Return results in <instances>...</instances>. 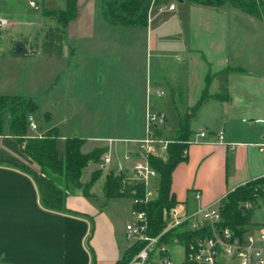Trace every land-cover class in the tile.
Wrapping results in <instances>:
<instances>
[{
	"label": "crops",
	"instance_id": "obj_1",
	"mask_svg": "<svg viewBox=\"0 0 264 264\" xmlns=\"http://www.w3.org/2000/svg\"><path fill=\"white\" fill-rule=\"evenodd\" d=\"M171 5H175L174 11L169 10ZM54 10L65 9L46 10L43 0H0V17L10 20L8 29L0 35L1 96H19L36 103V94L48 97L58 90L63 95L85 97L87 90L92 92V88L101 84L99 77L104 69L111 72L121 61L119 47L113 45V41L96 38L97 26L105 24L107 32L111 27L103 18L102 8H98V0L78 1V15L68 26L62 55L50 56L48 32L57 26L46 12ZM162 14H167L175 23L165 24V20L160 19ZM154 22L158 31H173L170 47L184 48L186 54V59L169 70L165 59L171 51H155V59L160 63L159 75L154 81L147 76L145 90H141L142 94L146 93L147 112L153 106L163 112L169 105L176 111L178 124L167 123L161 130L163 137L172 139L179 129L180 119L199 104L205 93L207 96L191 119L187 161L173 173L172 194L179 206L192 213L199 206L218 205L236 188L264 177V166H256L253 155L255 149L264 155L261 148L264 144V112L250 111L255 121H261L252 127L236 126L234 122L236 113L255 107L258 99H264V21L230 6L215 9L177 0V3L153 8L149 26L137 30L146 31L149 36ZM22 26L31 31L45 30L48 37L41 41L35 35L17 38L15 30ZM19 44H23L25 54L18 53ZM133 47L131 42L129 62ZM131 63L128 76H142L138 61ZM86 65L91 69L87 70ZM225 71L229 75L228 97L218 98V76ZM152 87L170 95L169 100L164 95L162 99L153 98L150 102L148 90ZM52 103L56 108L59 105L55 99ZM132 106H128L131 113ZM36 114L35 111L29 116L37 126ZM8 121L9 115L0 116V264L119 262L132 244L125 238V228L117 222L118 212L110 208L113 203L120 205L125 199L108 201L103 194L106 174L101 185L91 191L92 197H85L80 190L68 192L65 199L67 212L45 209L34 178L40 174V169L25 154L17 137L11 134ZM197 121L201 124L196 129ZM54 129L40 131L37 127L33 130L28 121L26 138H43ZM145 130L147 133V123ZM201 132L207 137L200 138ZM221 132L223 141L218 138ZM73 138L86 141L83 153L107 148L114 157L112 169L123 164L125 157L135 150L129 145L143 140L109 136L86 138L77 134ZM239 154L246 157L244 170L237 165ZM253 163L256 171L250 168ZM84 176L85 172L82 182L87 183ZM197 192L201 194L200 201L195 199ZM130 208L133 209L132 200ZM256 218L247 231L259 233L264 230V216L260 222ZM128 223L126 220V225ZM179 247L170 248V257L174 264H187L184 260L179 263L175 260L180 252L173 251ZM131 264L138 263L133 261Z\"/></svg>",
	"mask_w": 264,
	"mask_h": 264
},
{
	"label": "trees",
	"instance_id": "obj_2",
	"mask_svg": "<svg viewBox=\"0 0 264 264\" xmlns=\"http://www.w3.org/2000/svg\"><path fill=\"white\" fill-rule=\"evenodd\" d=\"M78 1L67 0V9L48 11L46 15L59 17L62 29L52 30L49 36V52L52 57H59L63 52V42L69 24L77 18ZM104 20L116 28L143 29L149 26L150 13L153 8L164 5L170 0H101ZM207 8H222L230 6L241 10L251 17L264 21V1L262 0H188ZM228 72L219 74L220 90L218 98L228 97ZM207 99L206 93L199 104L180 119L179 129L172 138L165 158L152 157V167L158 172V197L146 207L149 218L148 235L158 237L164 233L169 224L168 213L178 205L172 194L173 173L176 168L187 161V150L191 132V119L198 108ZM37 105L34 101L19 96L0 95V116L9 115V128L13 136L17 137L23 151L39 167L40 174L34 175L38 184L43 207L53 212H67L65 199L70 191H82L85 197H92L91 190L102 177V171H96L88 183L82 182L84 170L90 163H98L108 153L107 148H96L90 153H83L86 141L80 138H69L66 141L65 155L61 156L57 142L59 135L56 129L50 131L43 138H26L29 115L34 113ZM159 134L162 135L160 132ZM263 186V187H261ZM136 197L143 196V189L135 182L117 176L115 170L108 173L103 187L105 198L132 199L133 191ZM264 201V177L248 182L230 192L220 202L222 225L230 228L236 234H242L246 228L255 224L258 203ZM186 226L178 227L164 233L160 238L161 244L174 245L175 241L187 242L194 236L204 232H188L182 230ZM145 243H137L124 252L116 264H131L137 254L145 247Z\"/></svg>",
	"mask_w": 264,
	"mask_h": 264
},
{
	"label": "rangeland",
	"instance_id": "obj_3",
	"mask_svg": "<svg viewBox=\"0 0 264 264\" xmlns=\"http://www.w3.org/2000/svg\"><path fill=\"white\" fill-rule=\"evenodd\" d=\"M44 9H67V0H43ZM264 1V0H262ZM177 3V0H170L168 4ZM164 6V5H163ZM102 8V1L98 0V8ZM101 16V14L99 15ZM59 17L50 16V20L54 22V25L57 26V29H62L58 19ZM100 19V17H99ZM160 19L165 20V24L173 25L174 20H171L167 14H162ZM102 20V16H101ZM104 24V23H103ZM106 25L102 27L97 26V39L102 40H111L113 45H117L119 48V54L121 61L117 63V66L114 67V70L107 71L104 69L103 73L99 77V82L101 83L98 87L95 86V89L92 88V92L87 90L85 97L83 96H70L63 95L58 90L55 93L50 94L48 97L42 96L41 94H36L37 100V109L35 115V123L40 131L56 128L59 139L57 146L61 156L65 155L66 151V141L69 138H73L75 134L80 137H113L120 139H132V138H146V115H147V102H146V93H143L142 88L146 87L147 76L149 80H155L156 75L158 74V68H160V63L155 59V51L158 49H166L171 51L168 59H165L168 62L169 70H172L174 64H179L181 61L186 59V54L183 52L184 48L179 47H170L172 45L173 31L164 30L158 31L157 23L152 24L151 32L147 36L146 31L137 30V29H126L109 26V31L105 30ZM8 28L0 31V35ZM33 32V34H32ZM16 37L22 38L28 35H35V38L38 41L41 39H47V34L51 33L49 30L48 33L44 31L38 32L31 31L29 27L22 26L15 30ZM162 36L164 37L163 40ZM160 41V42H159ZM115 42H117L115 44ZM131 42L133 43V52H132V61H138L140 70L143 72L142 76L131 77L128 76L127 71L131 69L132 61H128L127 57L130 51ZM149 54V62H147V55ZM128 62V63H127ZM156 68H153L152 67ZM170 65V67H169ZM149 66V70H147ZM152 67V68H151ZM87 70L91 69L90 66L86 65ZM138 68V70H139ZM154 69V70H153ZM199 71V69L197 68ZM110 72V73H109ZM159 75V74H158ZM93 81V80H89ZM140 88V89H139ZM139 90V91H138ZM153 93H155V88L152 87ZM90 91V92H89ZM140 93L132 95L133 93ZM166 96V95H165ZM170 98V95H167L165 99ZM55 99L59 105L56 108L52 101ZM148 99V97H147ZM162 99V98H161ZM169 100V99H168ZM169 101H166V103ZM132 104L131 107L133 114L129 110L128 106ZM153 110H158L157 106L152 107ZM251 112H264V99L260 98L256 102V106L250 109H242L234 116V122L236 126H246L252 127L255 124V118H252ZM166 115L167 123L177 125L178 119L176 111L172 106L166 107V110L163 111ZM33 114V113H32ZM196 129L201 124L200 121L195 123ZM263 126V125H262ZM176 128L177 126H172ZM179 128V127H178ZM35 133V132H34ZM129 147L134 148V144L129 145ZM240 150V149H239ZM253 155L256 158V166H264V155L259 153L255 149ZM102 161L98 163H90V167L84 170L86 181H90L92 175L96 171H102V177L98 180L93 188L97 185H101L102 179L106 174V177L109 172H111L112 167L101 168ZM237 165L241 170H244L246 167V157L242 154H239ZM248 168V167H247ZM251 169L256 171L254 163L252 164ZM255 175L254 173H252ZM84 175V174H83ZM84 176V178H85ZM87 182V183H88ZM263 187V186H261ZM93 190V189H92ZM91 190V191H92ZM114 204V205H113ZM111 205V210L114 209L118 212L117 222L121 227L126 228V220L129 222L132 221V210H131V200L125 199L120 205ZM259 208L256 211V220L261 221L260 218L264 216V201L258 203ZM119 206V207H118ZM180 252L176 254L175 260L177 263L184 260L183 248H176L173 253Z\"/></svg>",
	"mask_w": 264,
	"mask_h": 264
},
{
	"label": "built area",
	"instance_id": "obj_4",
	"mask_svg": "<svg viewBox=\"0 0 264 264\" xmlns=\"http://www.w3.org/2000/svg\"><path fill=\"white\" fill-rule=\"evenodd\" d=\"M35 9L38 7L31 3ZM175 5L169 7L170 11L175 10ZM153 10V9H152ZM10 25L8 18L0 17V31ZM164 92L148 90L149 101L153 98L161 99ZM28 121L33 130L37 126L32 116ZM166 115L151 107L147 112V133L146 138L134 142L135 150L129 153L123 164H118L114 169L117 176H123L130 182H135L143 189V196L136 197V190L133 191L132 221L126 225L125 238L132 244L145 243V247L137 254L134 262L138 264H174L170 257V248L180 246L184 251V261L187 264H264V230L255 233L245 231L236 234L233 230L222 225L221 204L212 206H199L194 212L188 213L183 206L177 205L168 213L169 224L164 233L182 226L184 231L204 232L192 237L187 242L175 241L174 245L161 244L160 238L148 235L149 218L145 207L158 197V172L152 167V157L165 158L172 139L159 134L166 126ZM261 121H255V124ZM200 138L207 137L205 132L198 135ZM220 141L224 140V134L218 135ZM264 153V144L261 145ZM101 168L111 167L114 164V157L111 153L101 158ZM200 192H197L195 199L201 200Z\"/></svg>",
	"mask_w": 264,
	"mask_h": 264
},
{
	"label": "water",
	"instance_id": "obj_5",
	"mask_svg": "<svg viewBox=\"0 0 264 264\" xmlns=\"http://www.w3.org/2000/svg\"><path fill=\"white\" fill-rule=\"evenodd\" d=\"M17 49H18V53H19V54H25V53H26L23 44H19V45L17 46Z\"/></svg>",
	"mask_w": 264,
	"mask_h": 264
}]
</instances>
